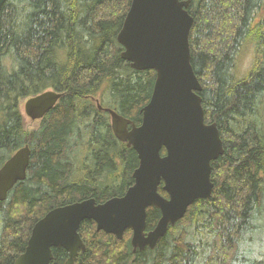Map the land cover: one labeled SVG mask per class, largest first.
I'll return each mask as SVG.
<instances>
[{"label": "trees", "instance_id": "16d2710c", "mask_svg": "<svg viewBox=\"0 0 264 264\" xmlns=\"http://www.w3.org/2000/svg\"><path fill=\"white\" fill-rule=\"evenodd\" d=\"M131 2H5L0 168L27 144L31 155L26 179L0 200V264H15L50 210L92 197L103 202L133 185L137 152L115 136L105 110L140 125L156 80L155 70L133 69L121 57L117 35ZM188 10L205 121L217 123L224 142L212 162V194L197 199L154 249L134 251L131 229L118 239L83 221L86 250L75 264H264V0H191ZM49 89L63 96L28 129L20 102ZM159 192L168 196L163 182ZM160 217L159 208H148L147 231ZM53 254L52 264L68 259L64 248Z\"/></svg>", "mask_w": 264, "mask_h": 264}, {"label": "water", "instance_id": "95a60500", "mask_svg": "<svg viewBox=\"0 0 264 264\" xmlns=\"http://www.w3.org/2000/svg\"><path fill=\"white\" fill-rule=\"evenodd\" d=\"M7 0H0V12ZM191 0H132L117 35L121 57L136 70H155L150 101L142 108V122L105 108L115 136L137 152L134 183L124 195L97 202L87 198L56 207L34 225L25 251L15 264H52L53 248L68 252L65 264H75L86 250L80 226L93 220L98 231L123 239L132 230L133 250L154 249L170 226L181 220L197 200L209 198L214 188L212 162L224 152L216 122L205 121L202 84L191 63L189 36L194 18ZM63 96L49 89L28 98L25 113L42 119ZM99 104V103H98ZM99 108L102 109L99 104ZM163 148L166 150L162 154ZM31 149L25 145L0 168V200L27 177ZM163 189L168 194L159 192ZM161 217L147 231L148 208Z\"/></svg>", "mask_w": 264, "mask_h": 264}, {"label": "rangeland", "instance_id": "374dc122", "mask_svg": "<svg viewBox=\"0 0 264 264\" xmlns=\"http://www.w3.org/2000/svg\"><path fill=\"white\" fill-rule=\"evenodd\" d=\"M243 72V70L241 71ZM27 99H23L21 102H20V109H21V112L24 116V120H25V125L28 129H33L35 127H37L40 123V120H33L31 119L29 116L26 115L25 113V102H26Z\"/></svg>", "mask_w": 264, "mask_h": 264}]
</instances>
